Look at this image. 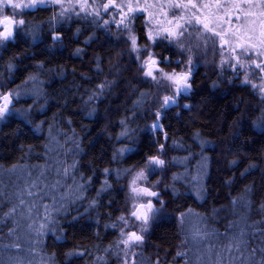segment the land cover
<instances>
[{"label":"trees","instance_id":"1","mask_svg":"<svg viewBox=\"0 0 264 264\" xmlns=\"http://www.w3.org/2000/svg\"><path fill=\"white\" fill-rule=\"evenodd\" d=\"M128 1L107 11L109 0L84 10L38 4L0 46V95H14L0 118V213L16 206L0 223V264H264V72L246 57L243 68L230 57L212 65L216 41L202 56L203 40L153 43L146 11ZM169 2L156 0V10ZM124 24L142 61L150 52L156 68H191L179 113L154 97ZM150 156L165 161L151 174L162 204L137 231L127 187ZM33 182L40 198L27 195ZM42 205H55L47 223ZM130 230L143 241L122 243Z\"/></svg>","mask_w":264,"mask_h":264},{"label":"rangeland","instance_id":"2","mask_svg":"<svg viewBox=\"0 0 264 264\" xmlns=\"http://www.w3.org/2000/svg\"><path fill=\"white\" fill-rule=\"evenodd\" d=\"M49 1L54 2V0H49ZM16 2H20V0H16ZM23 2L28 3L29 0H23ZM255 2L256 0H253V5H249L245 3L244 0H193V3L197 5V8L194 9L191 7V5H188V0H170V2L166 4V9L163 12H158L156 10V6H157L156 0L155 1L152 0V4L149 5V7L144 5L142 1L138 3V0H135V2H132L130 0L128 1L127 4L128 6L134 7L137 10L146 11L149 21V28H150L149 31L152 32L154 37L155 36L157 37L158 32L159 35H167V33L163 31L164 29L177 30L176 29L177 23L183 25L184 28H187V31L184 32V35L182 37H179V43L176 40H173L178 45L187 44L189 48H192V46L196 45L194 41H200V39H198L200 33L204 32L208 36L213 35V33H208L204 30L203 25L205 23H207L210 28H213L215 29V31L220 32L221 35H223L224 39L229 41V43H222L219 37H215V41L218 43L217 45H220L218 48L219 52L217 53L218 56L214 58L213 63L211 62L212 65H215V63L221 64L223 62H227L230 60V58L236 60L235 57L238 56L241 51V49L237 47V45H243L245 47H248L250 44H257L258 47L252 50V53H255L256 51L264 50V46L259 45V39L261 38L260 21L264 19V17L259 16V12L262 10V8L255 7L254 6ZM174 3H183L185 5H188V7L187 9L174 8L172 7ZM57 4L66 7L78 6L82 10L89 8L88 0H60V2ZM204 5H207V7H204ZM24 10L25 9L13 10L10 6H5L3 11H0V20L4 16H10L13 17L15 21H19L22 19L20 13L23 12ZM248 12L255 13V15H246V13ZM181 16H183V19H180ZM196 17L200 18L201 23L199 24L195 23ZM189 19L192 20L193 22L192 25L188 23ZM252 21H255V23H252ZM8 26L13 31V35H12L13 37L19 24L13 23V25H8ZM4 27H5V23H0V31H3ZM127 38H128L127 50L128 52L133 54V58L136 60L137 63L136 65L139 67L142 65L143 61L147 59L148 54L144 57L142 61L140 52H133L131 50V42L129 36ZM6 41L0 43V46ZM208 44L210 45V42H208ZM208 44L205 45L204 42L201 43V46L203 47V50L200 51L201 56L208 51L207 48ZM233 49H235V51H233ZM211 56L212 55H210V59H212ZM259 58L264 61V56H260ZM161 69L163 70V72L170 74L183 72V70H176V69H168V70L164 68ZM161 69L156 68V66H154V75L159 76V70ZM188 82L190 83V79L188 80ZM154 83H155L154 97L158 98L162 104L163 97L166 95H172L175 86L172 85V83L167 80H162L160 85H157L155 81ZM190 90L186 94H188ZM9 95L10 96H8L7 101L3 99V95H0V108L5 107V105L7 106V111H5L4 114L8 112L9 107L13 102L12 97L14 95L12 93H10ZM142 170L145 172V175L147 176V180L137 179L136 184L133 185L132 181L136 178L137 173ZM152 171L153 169H148L146 168L145 165L134 171L130 177L127 187V195H126L127 206L129 209L128 213L130 217H131L130 213L135 209L136 206L142 203H146L147 200L149 199L152 200L155 208L157 209L161 208L160 202H162V199L160 195L158 197H145L143 195L137 197L131 191L132 187H138V188L149 187L153 191L158 192L159 191L158 179H154L155 176H151ZM153 185H155V187H153ZM158 212H156L154 215L151 216L149 223L146 226H143L144 228H147L149 226V224L152 222L153 218ZM131 220L134 221L136 230L141 231L142 221L135 220L134 217H131ZM130 232L133 231L130 230L123 234L124 240L128 238V234Z\"/></svg>","mask_w":264,"mask_h":264},{"label":"snow or ice","instance_id":"3","mask_svg":"<svg viewBox=\"0 0 264 264\" xmlns=\"http://www.w3.org/2000/svg\"><path fill=\"white\" fill-rule=\"evenodd\" d=\"M49 0H29L28 3H24L23 0H20V2H16V0H0V11H3L5 6H10L13 10L16 9H27V8H33L36 7L38 4H46L48 3ZM54 2L59 3L60 0H54ZM245 3L249 4V5H253V0H244ZM112 7H120L122 8L123 5H115L114 4V0H109V4H105L103 5L104 10L107 11L109 6ZM188 5H191L192 8H197V5L195 3H193V0H188ZM188 5H185L183 3H174L172 5V7L174 8H185L187 9ZM255 7H260L262 8V10L259 12V16L264 17V0H256ZM204 7H207V5H204ZM129 11H132V7L129 6ZM64 13L61 12V15H63ZM246 15H255V13L252 12H248L246 13ZM180 19H183V16L180 17ZM239 19V17H238ZM5 23V27L3 31H0V43H2L3 41H6L8 39H10L13 35V31L12 29L8 26L9 24L12 23H18L19 25H23L25 23V21L23 19L19 20V21H15L13 19V17L10 16H4L3 21H0V23ZM107 23V21H106ZM121 23H123V21H121ZM188 23L190 25L193 24L192 20L189 19ZM195 23L199 24L201 23L200 18L196 17L195 18ZM252 23H255V21H252ZM124 27L129 31L130 35H129V39L131 42V50L133 52H139L138 46H137V38L135 35L131 34V28L129 27L128 24H124ZM194 27V25H193ZM204 30L208 33H213V35H205L204 33H200L198 39L203 40L204 44L206 45L209 41H211L213 44H215V37H219L220 40L222 41V43H229V41L225 40L223 35H221L220 32L215 31V29L210 28L208 26L207 23H205L203 25ZM260 27H261V33H260V39H259V45L260 46H264V19H262L260 21ZM176 29L180 30H170V29H164L163 31L167 33V35L164 37V39H168L170 42L172 40H176L179 43V37H182L184 35V32L187 31V28H184L183 25H180L179 23H177L176 25ZM157 36H159V32L157 33ZM147 38L150 41H153V43H155V37L153 36L152 32L149 31V33L147 34ZM54 39H58V37H54ZM181 48H183V44L179 45ZM197 47H199V44L197 45ZM237 47H239L241 49L240 53L238 56H236V61L237 64L243 68L245 67L244 63H243V58H247L248 60H251L252 64L255 65V69H259L261 72H264V61L257 63L255 59L252 58V50L256 49L258 47L257 44H250L248 47H245L243 45H237ZM145 50H147V46H145ZM233 51H235V49H233ZM255 56L257 58H259L260 56H264V50L262 51H256L255 52ZM187 63L189 65H191L192 63V59L191 56H189ZM157 65V61L153 58L152 54L149 52L148 53V57L147 59H145L141 65L142 68L146 67L147 70L144 72V75L146 77H151L153 81L156 82L157 85L161 84L162 80H167L170 81L172 83V85H174V90H173V94L172 95H166L163 97V103L161 105L162 109H166L168 107H170L172 104L176 103V97H178L181 94H186L190 88L191 85L188 82L189 77L191 75V68H189L187 71H183L180 73H165L163 72V70H159V76L154 75V66ZM249 67H251V65H249ZM245 83H249L250 81L247 79V76L245 77ZM100 89L102 90L104 87H106V85L101 84ZM253 87L255 88L256 85H253ZM262 91H264V89H262ZM92 97H89V99H91ZM3 99L5 101L8 100V96H4ZM7 111V106L5 105V107L0 108V118H2L4 112ZM157 117H159L160 113L157 112ZM160 127L159 123H155L153 125V128H158ZM163 145L160 146L161 151L163 150ZM123 151V149L121 150ZM235 163V162H233ZM165 165V161L161 158H159V156H150L147 158V164H146V168L148 169H153L155 166H160L163 167ZM71 167H75V165L73 164ZM63 174L67 175L68 174V170L67 169H63ZM106 172L108 171L107 169L105 170ZM43 175V173L41 174ZM137 179H144L147 180V176L145 175V172L142 170L140 172L137 173L136 178L132 181V184L135 185L136 184V180ZM59 186V181H57L55 184L50 185L48 187L51 188H55ZM153 187H155V185H153ZM39 188V184L37 182H33L30 186V190H28L27 195L28 196H36L37 198H40V195L43 194V189H40V192H36L35 190ZM132 193H134L137 197L143 195L145 197H158L159 194L156 191H153L151 188L149 187H142V188H138V187H132L131 188ZM159 202V201H158ZM162 204V202H160ZM20 204H24V200L21 198L20 200ZM36 204L33 203L32 206L29 208V212L32 211V208H35ZM43 209H44V213H45V222H49L52 218V210H55V205L53 206H49V205H42ZM160 211V209H157L154 207L153 202L151 199L147 200L146 203H142L139 204L138 206L135 207V209L130 213L131 217H134L135 220H139L142 221V228L141 231L146 230V228H144L143 226H146L149 223V220L151 219V216L154 215L156 212ZM16 212V206H13L9 212L7 213H0V223H3V217H13L15 215ZM183 215V214H182ZM120 220H125V218L123 216L120 217ZM45 224H42L40 226L41 229H43L45 226ZM125 223H127V221H125ZM32 226L29 225V228H31ZM15 229H12L9 231V235L11 236L14 233ZM198 236H201L202 238L206 237L208 235L207 232L201 233L199 230H197L196 233ZM143 241V236L142 235H138L136 232H130L128 234V238L126 240H123L122 243H124L126 246H133L135 244H139ZM69 255H71V253H69ZM178 256H183L184 253H177Z\"/></svg>","mask_w":264,"mask_h":264},{"label":"flooded vegetation","instance_id":"4","mask_svg":"<svg viewBox=\"0 0 264 264\" xmlns=\"http://www.w3.org/2000/svg\"><path fill=\"white\" fill-rule=\"evenodd\" d=\"M180 101H182L181 99H180V96H178L177 98H176V103L175 104H172V105H174L175 107H177L178 109H177V112L179 113V110H180ZM161 129H162V126L160 125V127H158V128H155V131L156 132H160L161 131ZM160 147H158V149H159ZM155 177H157V176H155Z\"/></svg>","mask_w":264,"mask_h":264},{"label":"water","instance_id":"5","mask_svg":"<svg viewBox=\"0 0 264 264\" xmlns=\"http://www.w3.org/2000/svg\"><path fill=\"white\" fill-rule=\"evenodd\" d=\"M4 18V17H3ZM3 18H1V20L0 21H3ZM4 23H7V22H4ZM9 25H13V23L12 24H9ZM191 76V75H190ZM188 106V104H185V107H187Z\"/></svg>","mask_w":264,"mask_h":264}]
</instances>
